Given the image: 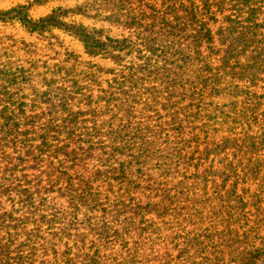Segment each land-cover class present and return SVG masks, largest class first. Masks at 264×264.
<instances>
[{"label":"rangeland","instance_id":"374dc122","mask_svg":"<svg viewBox=\"0 0 264 264\" xmlns=\"http://www.w3.org/2000/svg\"><path fill=\"white\" fill-rule=\"evenodd\" d=\"M190 1L198 23L179 35L204 24L201 54L221 68L236 9ZM146 2L160 0L130 5ZM114 9L0 0V264H264V71L218 69L216 93L152 101L155 82L120 83L151 52ZM74 25L99 30L103 53ZM126 37L142 53L108 42Z\"/></svg>","mask_w":264,"mask_h":264},{"label":"trees","instance_id":"16d2710c","mask_svg":"<svg viewBox=\"0 0 264 264\" xmlns=\"http://www.w3.org/2000/svg\"><path fill=\"white\" fill-rule=\"evenodd\" d=\"M189 1L187 0V4L186 0H160L159 5L154 2L153 4L146 2L145 10L135 12L130 5L133 0H111L115 7L114 16L119 15L118 19H120V13H122V17L130 28L142 30L144 28L145 45L151 52L148 56H140L139 59L142 60V63H139L137 67L133 66L131 68L133 73L124 77L121 84L130 81L135 88H138L139 84L151 80L156 85L151 93V100L156 101L160 96L171 99L183 92H190V94L198 96L218 92L222 78V75L216 71L218 69H223L224 73L231 75L239 73L240 78H245L248 74H253V77L256 78L257 73L264 71V0L230 1L233 9H236V14L231 15L235 18L227 17V19L232 23V26L237 25L231 28L236 36L231 40L223 38V41L227 40L228 44L224 43L226 48L224 55L220 58L221 68L212 67L208 59L201 54L202 43L212 45L214 39L211 31L204 24L196 26L198 30L192 36L193 40L190 41V44L185 42L188 40L187 37L182 38V35H179L185 30V25L188 23L191 25L198 23L195 12L196 5L193 1ZM205 2H209V0H205ZM224 2L225 0H220V4ZM123 10L124 12H121ZM242 10H245V13H241ZM260 13H262V17H260ZM54 14L56 11L41 21H55ZM33 22L39 23V21ZM51 25L56 24L52 22ZM73 27L70 33L84 42L90 54L103 53L105 42L95 37L99 30H89L82 25ZM108 42H116L125 47L124 58L134 52L142 53V49L137 47V42L131 37L121 40L108 38ZM240 46H242L241 54L251 49L249 56L246 55L249 63L247 65L239 64V68L237 65H230V63L233 57L239 53ZM236 49L238 50L236 51ZM159 62H161L160 66H158ZM236 67L239 68L238 72H234ZM132 90L130 87L125 89L124 93L129 95Z\"/></svg>","mask_w":264,"mask_h":264}]
</instances>
